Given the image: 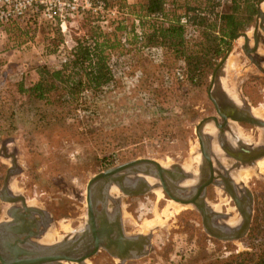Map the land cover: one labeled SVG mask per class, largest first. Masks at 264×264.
Wrapping results in <instances>:
<instances>
[{"label": "rangeland", "instance_id": "obj_1", "mask_svg": "<svg viewBox=\"0 0 264 264\" xmlns=\"http://www.w3.org/2000/svg\"><path fill=\"white\" fill-rule=\"evenodd\" d=\"M111 1L114 2L107 1V10L102 17L90 13L76 16L67 23L66 33L60 29L67 51L74 47L75 38L88 35V16L97 18L95 24L112 31L115 21L124 18L123 13L128 14L126 10H120L124 3L110 12L108 4ZM124 1L129 5L144 0ZM224 3L226 0H223L222 7ZM261 8L264 12V3ZM107 14L111 15L108 19ZM126 22L132 23V18L126 17ZM259 23L261 20L256 16L253 24L240 33L248 34L251 48L255 47L253 34ZM51 25L57 27L36 15L14 22L8 28L10 34L0 31V220L7 218V209L13 205L1 199L8 172L12 171L9 183L11 193L24 197L29 207L51 217L50 244L85 227L88 221L89 181L106 170L137 159H152L165 168L179 165L191 175V179L199 177L201 167L205 168V161L197 126L210 117L221 120L210 98L211 95H218L215 87L211 88V79L231 47L233 51L219 75L218 86L229 99L234 100L232 94L236 95L238 100L235 103L239 106L247 102L251 112L257 111L258 118L264 120L262 30H259L257 65L245 54V39L241 37L235 39L217 59L214 71L196 82L190 80L183 63L175 61L163 49L145 48L141 44L133 46L126 42L127 37H123L126 46L122 52L113 55L110 63L114 76L112 85L98 93L85 92L80 97L81 105L67 114L55 111L53 107L30 105L19 96L18 84L23 82L29 86L35 82L38 78L34 70L36 66L47 65L57 69L65 61L61 53L49 55L46 51L49 41L44 35L51 31ZM135 25L140 36L142 29L139 22L135 21ZM216 100L219 101L218 98ZM85 102L88 105L82 104ZM17 111L18 115L13 117ZM229 125L235 132L239 129V137L247 140L243 142L255 148L264 147V129L243 122L229 121ZM210 129L212 134L208 133ZM203 133L211 135L206 143L213 155V164L217 169L215 174L227 172L233 179V174L240 168H236L237 161L225 154L219 137L224 135L233 145L235 141L228 131L222 132L213 122L205 126ZM5 154L8 156L5 157ZM13 156L16 166L13 165ZM216 160L223 168L217 165ZM248 166L241 167L239 172L253 170L250 178L233 179L253 196L252 223L244 238L223 241L210 236L204 228L201 214L184 205L187 209L179 212L170 210L165 224L142 234L143 222L154 219L156 210L163 212L169 201H173L154 179L149 178V183L154 186L142 195L127 196L114 187L111 196L115 202L109 201L107 206L111 212L121 213L127 236L145 235L150 238L146 254L122 262L101 249L86 261L87 264H217L235 255L252 252L253 245L264 249V172L258 169L257 164ZM159 192L162 194L160 197ZM205 199L217 212L229 213L232 215L230 219L236 218L233 227L239 225L241 217L222 187L209 185Z\"/></svg>", "mask_w": 264, "mask_h": 264}, {"label": "trees", "instance_id": "obj_2", "mask_svg": "<svg viewBox=\"0 0 264 264\" xmlns=\"http://www.w3.org/2000/svg\"><path fill=\"white\" fill-rule=\"evenodd\" d=\"M115 1L109 2L108 10L118 9L124 3L120 10L128 14L123 13L124 18L115 21L112 31L103 29L95 24L97 18L88 16L89 33L75 38L71 50L65 49L60 27L51 25V31L44 35L49 41L46 51L49 55L61 53L65 62L57 69L36 66L37 80L29 86L20 82L19 96L37 108L53 107L66 114L74 111L81 105L80 97L85 92L98 93L114 82L110 63L115 53L124 50L123 37L133 46L163 49L175 61L183 63L192 82L203 80L214 71L217 59L236 37L253 24L261 0H226L224 7L223 0H144L129 5L124 0ZM109 17L107 14L106 18ZM126 17L132 18V23L128 24ZM135 21L142 29L140 36L136 33ZM12 25L14 22L0 25V31L10 34L8 28ZM16 115L18 111L13 117ZM252 248V252L217 264H264V249L255 245Z\"/></svg>", "mask_w": 264, "mask_h": 264}, {"label": "water", "instance_id": "obj_3", "mask_svg": "<svg viewBox=\"0 0 264 264\" xmlns=\"http://www.w3.org/2000/svg\"><path fill=\"white\" fill-rule=\"evenodd\" d=\"M262 0L257 7V18L261 20V24L255 26L253 40L254 48H251L250 41L247 33H242L236 37L239 39L243 37L245 39V46L243 48L245 54L249 57L252 63L257 65V50L259 47L260 33L259 30L264 31V12L262 11ZM233 48L231 47L224 57L217 65L211 79V88L215 87L218 95L210 96L212 102L215 105V109L223 125L219 123L217 117H210L204 119L197 126V135L201 144V151L205 161V170H201V176L196 180L192 187H185L183 184L186 180L191 179L185 170L179 165L171 168L163 167L159 162L152 159H137L130 161L121 166L106 170L96 176H94L87 187V204H88V221L87 225L74 235L68 237L65 241L53 245L51 247H41L40 255L47 254V257H39L34 260H30L28 264H40L46 260L62 264L63 261L84 264L85 261L93 257L100 249H105L112 257L120 259L122 262L127 260L140 258L146 254V248L150 246V238L145 235L127 236L123 231L121 214L119 211L115 215L108 211L109 201L115 202L111 196L112 187L116 186L123 194L127 196H137L145 194L151 190L154 186L147 178H153L158 186L165 191L168 197L180 204L190 205L197 210L202 218L203 225L206 232L217 239L223 241H234L244 238L251 227L253 217V196L244 186V192L247 194L243 198H240L235 191V183L229 176V173L225 172L223 175L219 172L220 177L223 179V183L226 186L227 192L230 193L232 199L235 201L238 212L241 216V223L237 227H230L224 222L226 215L216 212L211 208L205 199L206 189L209 185L213 184L215 179V172L217 169L211 162V152L207 147V137L203 133L205 126L214 122L217 129L225 130L229 127V121L243 122L264 129V120L255 117L248 103H245V107H237L235 103L227 94L219 88V75L222 72L228 58L230 57ZM260 68V67H259ZM217 87V88H216ZM217 98H221L223 104L217 102ZM223 105V107H220ZM209 141V140H208ZM223 150L229 155L230 158L236 160L239 164L253 165L258 160L264 158V147L259 149H246L241 147L240 151H235L230 147L223 144ZM5 151H3L4 153ZM8 156L5 154V157ZM13 165L16 166V158L12 157ZM219 167H223L221 163H217ZM236 167V168H237ZM13 176V172L9 171L5 181V185L1 194L9 195V199H2L7 203H15L17 201L23 202V206L26 207L24 197L15 196L9 189L10 179ZM155 184V185H156ZM218 187H221V183ZM102 204L103 210L99 214L101 217L96 218L97 206ZM27 208V207H26ZM31 212H40L41 210L36 208H28ZM224 219V220H222ZM20 253H15V256H19ZM38 255V254H36ZM6 263L5 261L3 262ZM11 264H21L17 260ZM55 264V263H54Z\"/></svg>", "mask_w": 264, "mask_h": 264}, {"label": "flooded vegetation", "instance_id": "obj_4", "mask_svg": "<svg viewBox=\"0 0 264 264\" xmlns=\"http://www.w3.org/2000/svg\"><path fill=\"white\" fill-rule=\"evenodd\" d=\"M259 45H260V39H259ZM230 97H231V94H230ZM217 102L220 104H223V101L221 100V98ZM220 107H223V105H220ZM242 108H244V107H242ZM219 123L223 125L222 120H219ZM221 131L222 132L228 131L229 134L231 135V137H232V134L234 136V133L238 137L240 135L239 129L236 130V132H235V131H233V129L231 128L230 125L228 128H226L225 130H221ZM210 134H212V133H210ZM239 138L240 139L242 138L241 140L247 141L242 136H240ZM232 139L233 140L235 139L234 145L230 141L225 139L224 135L221 134L219 137V141H220L222 149H223V144L230 147L231 149H233L235 151H240L241 147H245L246 149H251V150L259 149V148H255L251 144H247L243 141L240 142V140L238 141V139H236L234 137H232ZM207 147H208V144H207ZM225 154H227V153L225 152ZM227 156L229 157L228 154H227ZM211 160H212L211 162L213 163V155H211ZM216 162L218 163L219 161L216 160ZM219 163H221V162H219ZM239 165H240L239 166L240 169L233 174L234 177L232 176L234 181H236V179L238 178L237 173H239V171H241V167L246 166L243 164H239ZM213 166H214V164H213ZM248 167H252V165H249ZM225 171H227V170L225 169ZM223 175H225V174H223ZM213 182L214 183L211 185H216L215 184L216 182L219 184L221 183L220 185L223 188L224 193L227 194L231 198V200L233 201L234 206L238 212L235 201L232 199L230 193L227 192V190H225L226 186L223 183V179L220 177V175L215 174V179ZM216 186H218V184ZM235 191L240 198H243L244 196L247 195L243 191V189L240 188L236 183H235ZM1 197H2V199H5V200L9 199V195H7V194L6 195L1 194ZM25 202H26V205L28 207V203L26 200H25ZM99 205H101V206H99ZM99 205H98L99 207L97 206V208H96L97 213H98V214H95L96 218L101 217L99 214L103 210L102 204H99ZM212 207L214 209V206H212ZM28 208H30V207H28ZM28 208L23 206V202L17 201L15 203H13V205L7 209V218L4 220H0V264H4L3 263L4 261L6 263L11 264V263H14L16 260H17V262L19 261L21 264H28V262L30 260H34V259L39 258V257L45 258L48 255L47 254H44L42 256L40 255V252H41L40 248L41 247H51L53 245H56L58 243L65 241L68 237L72 236V235H70V236L64 237L62 240H60L58 242H56L57 240H55V242L53 244H50L51 242H46L48 237L50 235H52L51 232H52V225L53 224H52L51 217L49 216L48 213H45L43 211L31 212L28 210ZM214 210L217 211L216 209H214ZM108 211L113 215H115L117 213V211H115V212H111L110 210H108ZM223 215L227 216L226 219L228 218V216L232 217V215H230L229 213H225ZM229 220H231V219H229ZM15 253H20V255L17 257V256H15ZM36 254H38V255H36ZM86 264H87V262H86Z\"/></svg>", "mask_w": 264, "mask_h": 264}, {"label": "built area", "instance_id": "obj_5", "mask_svg": "<svg viewBox=\"0 0 264 264\" xmlns=\"http://www.w3.org/2000/svg\"><path fill=\"white\" fill-rule=\"evenodd\" d=\"M108 0H0V25L40 15L66 33L71 18L90 13L97 17L107 10ZM65 62V61H64Z\"/></svg>", "mask_w": 264, "mask_h": 264}, {"label": "bare ground", "instance_id": "obj_6", "mask_svg": "<svg viewBox=\"0 0 264 264\" xmlns=\"http://www.w3.org/2000/svg\"><path fill=\"white\" fill-rule=\"evenodd\" d=\"M233 95V97H234V100L232 99V101H233V103H235V101L236 100H238V99H236V95H234V94H232ZM231 98V97H230ZM237 102V101H236ZM245 103L246 102H243V106H239L237 103H235V105L237 106V107H245ZM252 114L253 115H255V117L257 116V118H258V112L256 111H253L252 112ZM209 124V123H208ZM207 124V125H208ZM206 125V126H207ZM215 125V124H214ZM216 127V126H215ZM211 130V132H209V133H213V130L212 129H210ZM209 131V130H208ZM205 134V133H204ZM205 136L206 137H211V135H208V134H205ZM232 137H234V138H236V139H238V141L240 140V142H242V140L238 137V136H236L235 135V133H234V136H233V134H232ZM235 140V139H234ZM245 145V144H244ZM247 146V145H246ZM264 159V158H263ZM263 159H260V160H263ZM260 160H258V161H260ZM257 161V162H258ZM255 163L254 165H252V167L253 166H255L256 164H257V167H258V169L261 171V172H264V160L263 161H260L259 163ZM190 166V165H189ZM188 168H190V167H188ZM204 168L203 167H201V169H200V176H201V170H203ZM205 170V169H204ZM254 172H253V170H251V169H249L248 170V172H239V173H237V179L236 180H239V179H248V178H250L251 176H252V174H253ZM200 178H202V176L200 177ZM236 178V177H235ZM149 179V177L147 178V180ZM151 179H153V178H151ZM191 181H193V183H189V182H191ZM196 182V180L195 179H188V180H186L185 181V183L183 184L185 187H192L193 186V184ZM114 187H116V186H114ZM114 187H112V189H111V191L113 190V188ZM160 196H162V194L159 192V197ZM184 204H178V203H176V202H174V201H169V203H168V207H166V209L163 211V212H160V211H158V210H156V212H154L155 213V217H154V219H152V220H146V221H144L143 222V224H142V226H141V233L142 234H147V232H149V231H152V229H155L156 227H159L161 224L163 225V224H165L164 222H165V220L166 219H168V217H170V210H174L175 212H179V211H181V210H183V209H187V207H184V206H190V205H184ZM26 207H27V205H26ZM29 207V206H28ZM27 207V208H28ZM212 207V206H211ZM30 208H34V207H30ZM213 208V207H212ZM214 210V209H213ZM217 212V211H216ZM176 214V213H175ZM172 215V214H171ZM230 219V217L228 216V218L225 220V222H226V224H227V221ZM236 221H237V219L235 218V219H231L229 222H228V226H230L231 228L233 227V225H235L236 224ZM241 223V222H240ZM239 223V224H240ZM239 226V225H238ZM235 227H237V226H235ZM51 236H49L48 237V239H47V242H49L50 240H51ZM45 258H51V256L50 257H45ZM46 260V261H44L43 263H40V264H57L56 262H51V260ZM87 261V260H86ZM64 263H67V261H63L62 262V264H64ZM69 263H72V262H69ZM84 264H86V262L84 263Z\"/></svg>", "mask_w": 264, "mask_h": 264}]
</instances>
